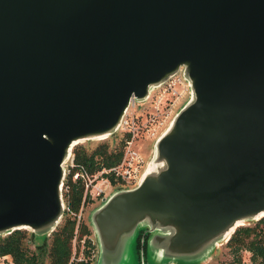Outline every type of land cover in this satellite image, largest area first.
<instances>
[{
  "label": "water",
  "instance_id": "water-1",
  "mask_svg": "<svg viewBox=\"0 0 264 264\" xmlns=\"http://www.w3.org/2000/svg\"><path fill=\"white\" fill-rule=\"evenodd\" d=\"M180 65L190 96L141 179L90 216L106 248L147 226L160 264L264 215V0H0V235L52 231L71 146L114 134Z\"/></svg>",
  "mask_w": 264,
  "mask_h": 264
},
{
  "label": "built area",
  "instance_id": "built-area-1",
  "mask_svg": "<svg viewBox=\"0 0 264 264\" xmlns=\"http://www.w3.org/2000/svg\"><path fill=\"white\" fill-rule=\"evenodd\" d=\"M189 96L190 83L183 73L182 65L162 82L151 87L144 99L137 100L132 94L114 133L122 141V146L120 158L113 164L95 162L90 168L76 159L74 147L78 141L71 146L62 163L64 173L60 192L64 212L75 218V233L82 221V210L88 200L103 199L115 189L130 188L139 182L146 168L153 141ZM115 146L116 144L113 147ZM72 184H78L82 188V198L77 211L72 210L69 203Z\"/></svg>",
  "mask_w": 264,
  "mask_h": 264
},
{
  "label": "trees",
  "instance_id": "trees-1",
  "mask_svg": "<svg viewBox=\"0 0 264 264\" xmlns=\"http://www.w3.org/2000/svg\"><path fill=\"white\" fill-rule=\"evenodd\" d=\"M122 141L109 148L108 143H100L90 150L85 147H74L77 161L88 167L97 164L110 165L118 161L121 155ZM82 198V188L78 184H72L70 191V208L77 211ZM75 218L69 213L52 230L47 242L37 244L34 233L26 228H16L5 235H0V257L10 256L12 264H41L42 257L46 255V264H89L91 251L94 247L89 233L90 230L82 221L78 226V239L84 240L85 257L71 259L73 241L76 237ZM145 240V239H144ZM31 244L34 247H31ZM145 244V242H144ZM234 258L221 264H264V215L254 224L238 225L226 241ZM137 249L141 246L140 235L137 237ZM242 250L250 251V262L242 258Z\"/></svg>",
  "mask_w": 264,
  "mask_h": 264
},
{
  "label": "rangeland",
  "instance_id": "rangeland-1",
  "mask_svg": "<svg viewBox=\"0 0 264 264\" xmlns=\"http://www.w3.org/2000/svg\"><path fill=\"white\" fill-rule=\"evenodd\" d=\"M101 138L102 139L95 138V139L78 141L76 147L82 146L85 147L87 150H90L93 147L97 146L98 144L105 142L109 144V148H113L114 144L120 141L117 134H112L110 136L101 137ZM103 200L104 199H96L93 201L88 200L85 203V206L83 207L82 210V222L88 226L90 230L89 237L94 245L90 254L91 261L89 264H160V262L158 261H151L152 260L151 258L153 257L147 251L145 240H143L142 242L140 239L141 246L137 249L136 243H137L138 235H140V238H142L143 236L144 239H146L147 236L152 234V232H149L147 230L148 228L147 226H139L137 230L136 240H134V236H132L135 233L134 232L130 235H126L125 237H123L119 241V243L113 248H106L102 246L100 242H98L96 230L93 226L90 216L92 212L95 210V208H97L103 202ZM65 217H66V212H64V214L61 216L57 225ZM255 222L256 220L254 219H248V220H244L242 224H254ZM27 230L31 231L30 229ZM51 232L52 231L50 230L45 233L33 232L35 243L43 244L44 241L47 242ZM77 236L78 233L76 234L72 246L71 259L73 260L86 256L84 252V249L86 248V245L84 246L83 243L84 240L83 238L78 239ZM31 247L33 248L34 245L31 244ZM241 253H242V258L247 262H250V251L242 250ZM233 258H234V254L232 253L230 247L226 245V241L224 239H220L216 243L210 255L206 257V259L204 260L191 262V263L169 262L167 264H221L222 261L223 262L231 261ZM41 261H42L41 264H46L48 262V257L44 255ZM0 264H12L10 256H1Z\"/></svg>",
  "mask_w": 264,
  "mask_h": 264
},
{
  "label": "bare ground",
  "instance_id": "bare-ground-1",
  "mask_svg": "<svg viewBox=\"0 0 264 264\" xmlns=\"http://www.w3.org/2000/svg\"><path fill=\"white\" fill-rule=\"evenodd\" d=\"M239 223H242V220H237L235 224H239Z\"/></svg>",
  "mask_w": 264,
  "mask_h": 264
},
{
  "label": "flooded vegetation",
  "instance_id": "flooded-vegetation-1",
  "mask_svg": "<svg viewBox=\"0 0 264 264\" xmlns=\"http://www.w3.org/2000/svg\"><path fill=\"white\" fill-rule=\"evenodd\" d=\"M141 239V238H140Z\"/></svg>",
  "mask_w": 264,
  "mask_h": 264
}]
</instances>
